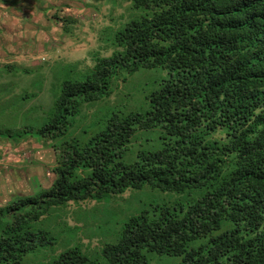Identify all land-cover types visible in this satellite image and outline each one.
Masks as SVG:
<instances>
[{
	"label": "trees",
	"instance_id": "16d2710c",
	"mask_svg": "<svg viewBox=\"0 0 264 264\" xmlns=\"http://www.w3.org/2000/svg\"><path fill=\"white\" fill-rule=\"evenodd\" d=\"M132 1L148 13L116 31L110 56L54 87L52 103L38 88L1 87L9 72L41 67H0V119L20 122L18 136L46 137L56 157L50 187L0 206V264H150L147 253L179 256V264H264V0ZM144 68L167 75L142 91L146 103L129 106L135 98L120 84ZM115 91L118 104L102 118L96 109L76 135L85 107ZM153 130L161 148H141ZM146 185L187 193L189 202L133 212L95 256L72 243L82 227L64 220L70 203Z\"/></svg>",
	"mask_w": 264,
	"mask_h": 264
},
{
	"label": "rangeland",
	"instance_id": "374dc122",
	"mask_svg": "<svg viewBox=\"0 0 264 264\" xmlns=\"http://www.w3.org/2000/svg\"><path fill=\"white\" fill-rule=\"evenodd\" d=\"M147 13L143 8L134 7L132 0H0V39L1 43L5 42L3 47L6 49L0 51V67L11 65L16 69L23 66L42 68L40 72L34 71L32 75L9 72V76L4 78L8 84L2 82V90L7 92V86L16 92L23 87L27 92L37 91L38 88L41 91V101L44 100V104L50 101L52 103L54 87L64 78L80 77L84 71L80 68L92 66L96 56H110L117 48L116 31L127 21ZM13 17H16L15 21H12ZM15 45L17 49L13 48ZM4 74L5 70H0V77ZM166 75V71L162 69H139L129 80L121 82L120 92L129 93L135 98L134 104L128 102L129 106L139 107L146 103L142 91L151 92L157 86L158 78ZM115 96H120V93L115 91L103 100H107L106 102L86 106L84 114L77 119L74 133H82L83 127L94 118L96 109L102 110L98 118L110 112L111 107L118 104ZM120 106L124 107L122 104ZM48 109L45 105L42 112ZM42 119L43 117V122ZM17 124L21 123L16 119L5 120V116H1L0 205H5L13 197L47 189L55 178L52 169L56 157L51 142L37 133L29 138H26V132L19 134L24 137L18 136L17 127L20 128V125ZM9 131L16 138L2 135ZM144 134L141 148H161L162 143L156 130ZM139 136H134L133 140ZM137 147L134 144L127 150V158L136 157ZM189 197L187 193L164 192L146 185L141 189L127 190L124 194L105 198L101 202L89 200L70 203L65 209L64 220L70 226L82 227L72 237V243H80L88 254L95 256L101 251L105 241L116 239L112 236L120 226V221L128 215L140 209L151 208L154 203L178 201L187 204ZM80 218H84L86 223L76 222ZM102 222L110 225L100 228ZM67 236L63 237L67 239ZM52 253L50 250L40 252L47 255L44 256L45 261ZM147 255L150 264L180 262L179 256L156 253Z\"/></svg>",
	"mask_w": 264,
	"mask_h": 264
},
{
	"label": "crops",
	"instance_id": "0c3cea01",
	"mask_svg": "<svg viewBox=\"0 0 264 264\" xmlns=\"http://www.w3.org/2000/svg\"><path fill=\"white\" fill-rule=\"evenodd\" d=\"M60 3V2H59ZM58 3V4H59ZM15 19H16V17H13V19H12V21H15ZM2 42V40L0 39V51H3V50H6L4 47H3V44H5V42L4 43H1ZM13 48L14 49H17V45H15V47L13 46ZM26 49V48H25ZM6 52H9L8 50L6 51ZM0 164H2V163H0Z\"/></svg>",
	"mask_w": 264,
	"mask_h": 264
},
{
	"label": "clouds",
	"instance_id": "9594fccd",
	"mask_svg": "<svg viewBox=\"0 0 264 264\" xmlns=\"http://www.w3.org/2000/svg\"><path fill=\"white\" fill-rule=\"evenodd\" d=\"M1 206V205H0Z\"/></svg>",
	"mask_w": 264,
	"mask_h": 264
}]
</instances>
